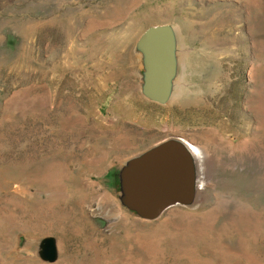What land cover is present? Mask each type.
<instances>
[{
	"label": "rangeland",
	"instance_id": "374dc122",
	"mask_svg": "<svg viewBox=\"0 0 264 264\" xmlns=\"http://www.w3.org/2000/svg\"><path fill=\"white\" fill-rule=\"evenodd\" d=\"M168 149L194 183L163 198L139 170ZM0 264H264V0H0Z\"/></svg>",
	"mask_w": 264,
	"mask_h": 264
},
{
	"label": "water",
	"instance_id": "95a60500",
	"mask_svg": "<svg viewBox=\"0 0 264 264\" xmlns=\"http://www.w3.org/2000/svg\"><path fill=\"white\" fill-rule=\"evenodd\" d=\"M174 40H176L174 32L169 25L151 26L144 31L140 38V46L148 58L146 95L157 102H166L170 99L171 82L175 76ZM178 143L182 147L184 146L183 148L190 155V160L194 164V158L183 144V140L178 141ZM164 146L153 148L142 157L133 160H143L146 156L155 153L156 150ZM187 164V158H180L173 150L168 149L160 154L154 162L152 170L148 172L145 168H142L139 173L142 176L140 177L144 178L143 182L147 187L154 186L156 190L158 188L161 196L167 198L178 194L184 187L193 185L194 178H189L183 171ZM175 173H180L183 176L177 177ZM154 181L157 183H154ZM158 183L164 185V188L158 187Z\"/></svg>",
	"mask_w": 264,
	"mask_h": 264
},
{
	"label": "bare ground",
	"instance_id": "6f19581e",
	"mask_svg": "<svg viewBox=\"0 0 264 264\" xmlns=\"http://www.w3.org/2000/svg\"><path fill=\"white\" fill-rule=\"evenodd\" d=\"M174 43H175V47H174L175 75H178L179 74L178 73V62L180 64H182V66H183L184 65L183 62L186 60V56H185L186 54H184V51L181 50L177 40H174ZM184 50H186V49H184ZM185 53H186V51H185ZM183 70H185V67ZM177 84H178V79L174 78L171 82V86H172V91H171L172 95L171 96H175L176 94H178V92H177L178 87L176 88ZM181 140H183V142H184L183 144L185 145V147L187 148L189 153L192 155L194 160L197 161L198 163H200L202 161L203 157L205 156V152L203 151V149L201 147H199L198 145H196L190 141H187L186 139L182 138Z\"/></svg>",
	"mask_w": 264,
	"mask_h": 264
}]
</instances>
